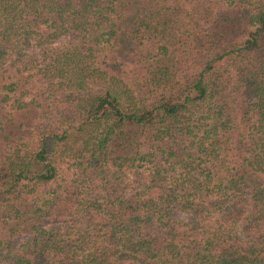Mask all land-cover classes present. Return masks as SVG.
Returning a JSON list of instances; mask_svg holds the SVG:
<instances>
[{"label":"trees","instance_id":"1","mask_svg":"<svg viewBox=\"0 0 264 264\" xmlns=\"http://www.w3.org/2000/svg\"><path fill=\"white\" fill-rule=\"evenodd\" d=\"M0 264H264V0H0Z\"/></svg>","mask_w":264,"mask_h":264}]
</instances>
